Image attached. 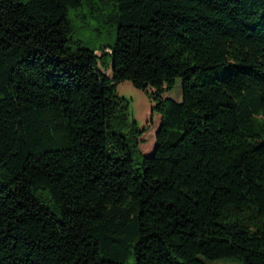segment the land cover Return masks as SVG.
<instances>
[{
    "label": "trees",
    "instance_id": "obj_1",
    "mask_svg": "<svg viewBox=\"0 0 264 264\" xmlns=\"http://www.w3.org/2000/svg\"><path fill=\"white\" fill-rule=\"evenodd\" d=\"M235 263L264 264V0H0V264Z\"/></svg>",
    "mask_w": 264,
    "mask_h": 264
},
{
    "label": "rangeland",
    "instance_id": "obj_2",
    "mask_svg": "<svg viewBox=\"0 0 264 264\" xmlns=\"http://www.w3.org/2000/svg\"><path fill=\"white\" fill-rule=\"evenodd\" d=\"M106 74L108 72H105ZM116 93L120 98L125 99L129 103V114L138 129H144L141 136L142 142L140 149L143 156L152 154L155 145V132L159 126L160 117L156 112H152L153 102L148 92H143L128 82L119 83L116 87ZM164 98H170L177 102L181 101L180 80H176L175 86L167 91ZM236 264V263H235Z\"/></svg>",
    "mask_w": 264,
    "mask_h": 264
}]
</instances>
